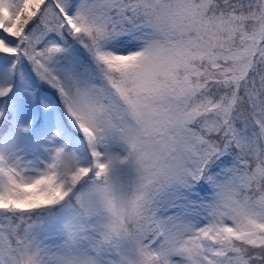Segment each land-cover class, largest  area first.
Masks as SVG:
<instances>
[{"label": "snow or ice", "instance_id": "1", "mask_svg": "<svg viewBox=\"0 0 264 264\" xmlns=\"http://www.w3.org/2000/svg\"><path fill=\"white\" fill-rule=\"evenodd\" d=\"M0 264H264V0H0Z\"/></svg>", "mask_w": 264, "mask_h": 264}]
</instances>
